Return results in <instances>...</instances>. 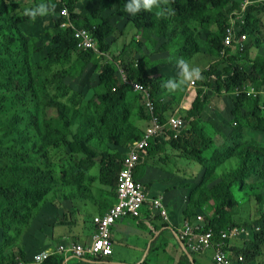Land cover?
I'll use <instances>...</instances> for the list:
<instances>
[{"label": "trees", "instance_id": "obj_1", "mask_svg": "<svg viewBox=\"0 0 264 264\" xmlns=\"http://www.w3.org/2000/svg\"><path fill=\"white\" fill-rule=\"evenodd\" d=\"M7 1L10 0H0V136L9 138L10 146L19 145L21 149L13 153L0 149V156H9L5 163L0 162L1 229L22 223L19 233L25 231L24 226L36 217L43 203L39 201L45 200L51 185L57 182L60 189L44 204L53 203L58 195L62 198L69 189L80 192L85 182L90 188L95 180L115 192L121 155L142 136L129 118L135 112L137 119L147 120L140 95L122 83L118 67L126 79L149 87L154 113L164 122L163 113L176 93L169 92L164 83L177 79L172 72L178 60H189L202 52L199 39L203 32L205 54L218 60L195 81L198 96L184 115L188 123L179 131L164 129L162 138L203 172L190 192L188 204L190 211L202 209L205 229L220 234L238 226L235 212L244 205L243 199L257 198L258 224H240L251 227L250 238L242 247L225 248L232 252V260L238 261L241 255V264H255L264 244V144L246 137L250 131L264 133V55L252 57L253 48L264 46V2L243 5L239 0H160L152 11L129 15L123 10L126 0H51L56 7L54 14H48L47 24L52 28L40 23L35 37L20 27L28 17L16 11L19 5L10 2L8 11ZM62 9L67 19L60 15ZM158 11L163 14L158 15ZM107 12L109 16L104 15ZM238 18L243 22L235 38L240 34L248 36L242 51L234 44L223 46L225 28ZM38 20L36 17V23ZM62 23L71 27H61ZM128 23L140 36L141 47L131 50L127 59L121 53L113 56L112 36L122 35ZM72 28L87 31L100 55L78 49ZM35 62L51 73L48 80L34 73ZM52 67L57 69L51 72ZM220 67L222 74L217 75ZM92 74L95 79L90 81ZM185 86H180L181 93ZM247 87L254 88L257 94H233ZM86 90L91 92L90 97ZM208 91L224 96L228 103L226 120L216 116L225 129L212 124L208 131L194 122L208 103ZM166 97L171 99L166 102ZM158 141L161 139L152 140L145 152L156 151ZM57 150L64 155L58 161L62 163L60 172L54 177L46 169L47 156ZM233 159L238 165L217 172ZM95 167L97 173L90 174ZM17 253L24 260L30 258L21 249ZM15 257L10 260L15 261ZM60 263L61 256L52 255L40 264Z\"/></svg>", "mask_w": 264, "mask_h": 264}, {"label": "crops", "instance_id": "obj_2", "mask_svg": "<svg viewBox=\"0 0 264 264\" xmlns=\"http://www.w3.org/2000/svg\"><path fill=\"white\" fill-rule=\"evenodd\" d=\"M244 1L250 2L249 0ZM244 1L242 4H244ZM251 2H264V0H251ZM140 47L141 45L138 44L136 50ZM258 55H264V46L255 48L252 52L253 58ZM192 79L196 80L195 77ZM190 81L191 79L184 83L186 84L184 92H180V87L175 90V100L163 113L165 120L170 117L184 119V115L198 96L196 87H189ZM207 97L208 103L194 122L200 125L202 120L208 118L207 124L210 127L214 124L223 129L224 126L216 120V116L226 120L228 103H226L224 96L218 97L213 91H208ZM169 98L166 97L164 100L167 102ZM132 117L130 116L129 121L139 131L137 129L138 123L144 120H139L134 116L133 121ZM146 125L139 131L141 134L146 129ZM162 137L164 138L163 134L149 140V145L154 139H161V142L158 141L159 147L156 148V151H153L154 149L151 152L144 151L134 170V177L142 184L150 197H161L165 205L167 221H164L158 214L151 213V215L147 205H145L139 217L125 216L113 224L111 228L113 250L111 255L77 258L71 254H55L61 256L60 264H215L213 261L215 247L205 252L191 253L186 251L184 244L178 238V229L186 221H194L197 214H202V209H192L190 211L188 204L190 192L199 182L195 186L194 184L191 185V177L189 176L193 177L194 175L182 173L178 165L187 166L189 164L192 167L197 164L183 158L180 152L168 142L163 141ZM123 155H121V160ZM197 166L199 167L198 173H200V166ZM94 169V171H90V174L97 173V167ZM85 184L86 182L82 189L79 188L80 192L72 188L69 189V192H64L62 198H59L61 195H58L53 203L41 205L36 211V217L24 226L26 230L22 231L21 234L24 236L20 241H16L20 234L16 230L17 226L14 225L11 229H5L7 235L3 236L5 238L2 240L3 230L0 228V264L7 262V255H5L7 247H10L12 252L16 253L17 248L12 244H18L21 241H24V243L18 250L21 249L26 252V257H31L43 250L55 248L58 244L88 243L94 230L92 217L102 215L107 211L115 202V192L110 188H104L98 180L93 181L90 188ZM108 191L110 194L106 193ZM70 193L71 196H68ZM35 223L36 237L34 232ZM238 239L240 238L235 237L227 244L230 247H242L245 240L243 238L242 241ZM1 242L5 245H2ZM24 247H27V249H24ZM261 249L263 253V245ZM230 253L232 254V252ZM263 257L264 255L259 259L257 258L258 264L261 260L264 262ZM236 260L233 259L232 264H241L239 260V262ZM8 264L13 263L10 260ZM14 264L16 263L14 262Z\"/></svg>", "mask_w": 264, "mask_h": 264}, {"label": "built area", "instance_id": "obj_3", "mask_svg": "<svg viewBox=\"0 0 264 264\" xmlns=\"http://www.w3.org/2000/svg\"><path fill=\"white\" fill-rule=\"evenodd\" d=\"M249 3L245 1L244 4ZM243 4V5H244ZM60 15L67 19L65 9L60 11ZM242 18H238L235 23L225 28L223 46L227 47L234 44V48L242 51L245 48V42L248 40L247 34H240ZM238 23V25L236 24ZM61 27H71L69 23H62ZM74 30V38L77 41V48L83 51L92 50L98 56L96 44L90 37L89 33L83 29ZM237 34V35H236ZM236 35V36H235ZM119 78L123 84L128 85L133 93L140 95L142 105L146 109L147 122L149 123L140 139L133 141L121 160V168L117 174L115 188V202L102 215L92 217L93 233L88 243H69L58 244L55 248L37 252L32 257L24 260L19 256L15 257L16 264H40L51 255H68L71 254L77 258L83 256L101 257L112 254L111 228L120 218L125 216L139 217L143 206L147 205L148 210L153 214H158L164 221H167L165 205L161 197H150L142 184L135 179L134 170L139 162L141 155L148 146L149 140L161 136L164 129L179 131L184 128L186 121L181 118L170 117L162 122L154 113L155 106L152 103L153 94L144 83L125 78V73L121 67L117 69ZM189 87H195V79L191 80ZM114 91V89H113ZM235 96L242 94L247 96L256 95L254 88L236 89L233 93ZM152 215V214H151ZM258 230V228H254ZM178 238L185 246L187 252L201 253L215 247L213 261L215 264H232L231 253L225 248L229 245L227 239L251 236V230L234 226L229 230L221 231L216 234L212 229L204 228V215L197 214L194 221H186L178 229ZM243 257L240 255L238 260Z\"/></svg>", "mask_w": 264, "mask_h": 264}, {"label": "rangeland", "instance_id": "obj_4", "mask_svg": "<svg viewBox=\"0 0 264 264\" xmlns=\"http://www.w3.org/2000/svg\"><path fill=\"white\" fill-rule=\"evenodd\" d=\"M44 1L45 0H10V1H7L6 4H7L8 11L11 10L10 5H8V4L10 2H13V3L19 5V8L16 11L21 12L25 8L35 7V6H37L38 4H40L41 2H44ZM243 1L244 0H239V2H241V4L243 3ZM249 1L251 2V0H249ZM244 3H245V1H244ZM93 5L95 6L97 4L93 3L92 6ZM104 15L109 16V12L104 13ZM37 17H39L38 23H36V19L34 21L26 19L25 21H23L21 23V26H20L24 31L31 32V36H35V37H36V31H38V29H40L41 24L45 25L46 27H48L49 30L52 28L51 24H47L48 20H49L48 14H46L44 16H37ZM194 26H195L194 24H190V28L195 29ZM261 30H262L261 37L264 39V15L262 16ZM121 34L122 35H118V33H115L112 36L113 42L111 44L110 51H111L113 56L118 55L119 53H121L122 57L124 59H127L128 55L131 53V50L134 51L135 48H138V43L140 41V38H139V36H137V34H136V32H135V30L133 28V25H131V23H128L125 26V28L123 29ZM204 41H205V33L203 34V32H202L201 38L199 39V45L201 46L200 48H201L202 52H200L199 54L193 56L189 60H185L188 63L190 69L191 68H197L199 70V72L200 71L202 72V70L204 68L208 69L213 64V62L218 60V58H216V57H213V56H211L209 54H205L206 48L204 46ZM254 49L255 48H253L252 52L254 51ZM257 57H254V58H257ZM39 58H37V59H39ZM33 59H34V61H36V55H33ZM33 67H34V70L33 69L32 70L34 71V73L37 76L40 77L41 80H43V81L45 80L46 81V80H48L50 78V74L51 73L46 72L42 68L36 66V62L33 65ZM56 69H57V67H52L51 72L55 71ZM174 70L175 71H173L172 73L174 75H177L178 68L175 67ZM218 74H222L221 73V67H220V70L217 73V75ZM18 77H19V75H18ZM173 77H177V76H173ZM92 78L95 79L94 74H92L90 76L89 80L91 81ZM191 80H193V79H191ZM49 92H50L51 95H53V93H54V91L51 90V89L49 90ZM86 94H87V97L91 96V92H89L88 90H86ZM60 100L62 102H64V99H60ZM140 103L142 105V100L141 99H140ZM227 113H229V112H227ZM136 114L137 113L134 112V115L131 118V119H133V121L135 119L134 116L136 117ZM177 114H179V113H177ZM143 120L144 121H140L138 123L137 129L139 131L142 130L145 127L146 123H147V120H145V119H143ZM2 121H4V119ZM207 121H209L208 118H205L204 120L201 121L200 125L204 126L207 130H211V127L207 124ZM148 124L149 123H147V125ZM147 125H146V127H147ZM217 129H219V127ZM74 130H75V128H73V131ZM248 134H249L248 137H246V139L248 141L253 139V138H256L257 144H259V145L260 144H264V133L250 131V133H248ZM10 145H11V140H9V138H4V137L0 136V149L1 148L2 149H6V148L10 149V153L16 152L17 150L21 149V147L19 145H14V146H10ZM63 155H64L63 151L57 150V151H54V152L48 154V156H47L48 166L46 167V169L54 177H57L59 172H60V169H61L60 165L62 163L59 164L58 161H59L60 158L63 157ZM4 156L5 157L0 156V162H4L5 163L7 161V158L9 156L8 155H4ZM10 159L12 160L13 158H10ZM236 165H238V163H236V160L233 159L230 162H228L225 165H223L220 168H218L219 170H217V172L221 173L222 170L226 171V170H228L230 168L235 167ZM178 166L180 167L179 169H180V171H182V173H185L187 175L188 174H191V175L193 174L194 175L193 177L189 176V177H191V185L194 184V186H195L200 181V179L203 177V172H202L201 168H200V173H198L199 167L197 165H195V164L192 167L189 164H187V166H184V165H181V166L178 165ZM94 170L95 169L93 168L92 171H94ZM188 182H190V181H188ZM58 187H59L58 182H57L56 185H54V184L51 185V188H50L51 192L49 191L50 192L49 195H47V197L45 198L44 201H41V200L39 201L40 203L43 202L42 206L44 205L45 201H47L50 198V196H52L55 192H57L60 189ZM87 191H88V189H87ZM243 203H244V205L242 207H240V209L235 212V221L239 224L238 225L239 227L246 228V230L247 229L251 230L250 226H242L240 224H242L244 222L248 223L249 225L250 224L254 225V223L258 224V218L260 216L259 202H258L257 198H255V196H251V197H248L246 199H243ZM5 222L7 223V225H10L7 219L5 220ZM22 225H23L22 223L18 224L17 227H16V230L21 231ZM1 230H3V229H1ZM34 232H35V237H36V223H35ZM6 235H7V230H3L2 234H1V240L4 239L5 237H3V236H6ZM23 236H24L23 234L19 235L18 238H17L18 240H16V241H20ZM243 236H242V238L244 240L250 238L249 236H248V238H246L247 236L246 237H243ZM242 238L240 237V239H238V240L242 241ZM23 243H24V241H21L18 244H12V245L16 246V248H17L16 250H18V248ZM226 243H227V241H226ZM1 244H2V242H1ZM2 245H5V244H2ZM263 246H264V244H263ZM24 249H27V247H24ZM14 253L15 252H12L10 247H7V251H5V255H7V262H4L5 264H8V262L10 261V257L11 256H13V255L18 256L16 254H19V253H17V251H16L15 254ZM263 255H264V252L262 253V255H259L257 258L259 259ZM263 259H264V257H263ZM14 262L15 261L12 260L13 264H14ZM259 263L260 264H264V262L262 260ZM255 264H258V260L257 259H256Z\"/></svg>", "mask_w": 264, "mask_h": 264}, {"label": "clouds", "instance_id": "obj_5", "mask_svg": "<svg viewBox=\"0 0 264 264\" xmlns=\"http://www.w3.org/2000/svg\"><path fill=\"white\" fill-rule=\"evenodd\" d=\"M160 0H126L124 5V11L129 15H134L135 13L144 10L152 11L154 6L159 5ZM55 3L49 0L48 3L41 2L35 7L25 8L23 10V15L27 16L29 20L34 21L37 16H44L46 14H54L55 12ZM158 15L163 14L162 11L157 12ZM170 14V13H169ZM177 79H169L164 83V87L169 92H174L177 88L183 85L187 80L195 77L199 79V70L197 68H189V65L186 61L180 59L177 61Z\"/></svg>", "mask_w": 264, "mask_h": 264}]
</instances>
